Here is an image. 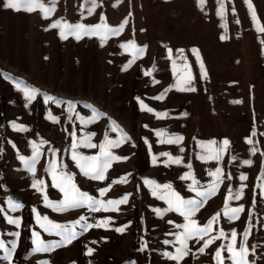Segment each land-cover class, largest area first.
<instances>
[{
  "label": "rangeland",
  "instance_id": "obj_1",
  "mask_svg": "<svg viewBox=\"0 0 264 264\" xmlns=\"http://www.w3.org/2000/svg\"><path fill=\"white\" fill-rule=\"evenodd\" d=\"M5 2L0 0V240L10 250L15 241L16 248L10 261L0 250V264H176L163 253L174 254L179 244L164 241L175 242L170 233L182 231L175 225L185 221L173 211L158 215L155 209L168 206L144 182L170 184L182 198L200 199L189 190L192 178L197 187L206 188L216 181L212 174L218 168L216 191L193 217L200 227L216 217L213 227L199 243L188 241L189 252L180 264H217L218 259L233 264L229 244L234 245L231 255L236 261L241 260L236 250L243 245L247 264H264V32L257 30L245 0H222L223 18L217 14V0H204L202 6L198 0H96L92 14L85 0H58L49 18L39 9L14 11L4 7ZM41 2L51 6L50 0ZM250 3L259 27H264V0ZM57 21L123 28L105 39H62L60 30L52 27ZM130 42L144 49L135 59L134 48L121 47ZM179 50L185 60L178 58ZM185 63L187 68H182ZM189 76L190 85H178V78ZM24 85L37 90L31 103L20 90ZM69 101L74 105L71 112ZM92 109L101 115L84 125L77 117L89 120ZM14 123L27 131L15 130ZM116 126L129 139L111 151L127 159L114 160L104 180H92L71 159L70 133L75 131L77 139L94 134L91 142L99 145L105 135L119 138ZM160 132L165 135L158 136ZM174 136L182 140L166 142ZM32 143L41 152L35 174L19 159L31 158ZM75 151L92 156L99 148L79 146ZM170 157H179L180 163ZM52 162L90 196L104 201L127 196V202L117 211H52L44 206V195L54 202L63 199L46 171ZM189 173L188 179H181ZM123 177L126 182L113 183ZM35 180L44 182L38 186L42 192L33 188ZM104 188L109 190L101 197ZM236 193L237 199H229ZM9 199L23 207L8 210ZM226 208L242 211L229 220ZM32 209L65 225L81 216L88 223L108 218L110 223L89 229L64 247L37 253L33 232H40L46 242L59 238L39 228ZM9 217L19 219L20 226L9 224ZM75 230L81 231L79 226ZM206 240L210 243L201 252ZM85 245L94 250L91 255H85Z\"/></svg>",
  "mask_w": 264,
  "mask_h": 264
},
{
  "label": "snow or ice",
  "instance_id": "obj_2",
  "mask_svg": "<svg viewBox=\"0 0 264 264\" xmlns=\"http://www.w3.org/2000/svg\"><path fill=\"white\" fill-rule=\"evenodd\" d=\"M58 2V0H50L51 6H46L44 3L41 2V0H6L4 7L12 9L14 11H27L31 12L36 9H39L41 13L43 14L44 18H49L52 13L55 11V5ZM85 3L87 5H90L87 8V11L89 14H92V12L95 10V8L98 6L96 3V0H85ZM204 0H198V5H203ZM217 3L220 4V9L218 10V15H221L223 18V4L222 0H217ZM245 3L248 4L249 10L252 15V19L254 24H257V30L260 32H264V27H259L257 18L255 16L254 11L252 10V5L250 3V0H245ZM101 20L103 21L104 18L102 17ZM238 22V21H237ZM126 23V22H125ZM52 27L58 28L60 30V36L62 39H66L68 36H74L76 39H80L83 36H100L101 39H105L108 36L117 35L120 33L121 29L123 28V24L119 28H112L107 26L105 23L97 24L94 26H86L81 23L77 24H70L67 22H61L57 21L55 22ZM121 47H132L135 49L134 59L136 56H139L143 53V48H138L134 45V43H129L128 45H121ZM171 53L172 50L169 49V58L171 59ZM193 53H196V50H193ZM178 58L181 60H185L186 58L183 56V50H179ZM199 59V57H197ZM175 63V61H174ZM182 68H187L186 63L181 65ZM21 82H18V87ZM181 84H191V77L189 76L187 79L178 78V85ZM20 90L23 92L25 99L31 103V101L36 97L37 90L35 88H28L26 85L20 88ZM180 90H189V91H195L194 87H180ZM167 91V90H166ZM163 93L160 97H157L156 99H161L163 97ZM49 100H51L54 103H57V101L54 100V98L49 97ZM68 103V109L69 112L72 111L74 108V105L72 102ZM86 107L91 109V105H86ZM148 111H153L152 109H147ZM93 115L89 120H84L82 117H77L82 121L84 125H87L89 123H93L96 120V117L101 115L100 113L96 112L95 109H92ZM158 116L166 115V114H157ZM54 122L56 120L55 117H52L50 115L49 117ZM71 119V116L69 117ZM114 124V122H113ZM12 127L17 131H27L26 128L23 126H18L15 123L12 125ZM118 134V139H109L107 135L104 137V141L100 143L99 145L93 144L92 137L94 134H86L82 138L77 139L75 131L70 133L72 136V143L70 145L71 149V159L75 162L77 168L82 172L85 176L89 177L92 180H104L105 174L107 170L110 168L112 162L114 160H124L127 159L126 157H117L113 154L111 149L119 147L122 143L127 142L129 137L126 133L123 132L122 129H120L118 126L114 129ZM158 136H164L165 133L160 132L157 133ZM182 140V137L174 136L170 137L166 142L167 143H179ZM161 142H165L164 140H161ZM250 142V141H249ZM44 143L41 141V144ZM215 143V142H209ZM228 141H223V145H227ZM79 146L88 147V148H99V153L97 155H83L79 154L75 151V149ZM32 147V156L30 159H26L24 156H19L20 161L24 164L25 168L35 174V166L41 156V152L39 150V147L35 144H31ZM202 149H207V145H201ZM223 147H221L218 150V153L216 154L215 158L218 160L220 158L219 153L223 152ZM53 154H55V150L53 149ZM183 151V149H181ZM163 155H167L166 153ZM202 159H208L207 156H202ZM155 159V158H154ZM170 161L172 163H180V158H171ZM191 167L190 165L188 166ZM51 174L52 178V186L56 187L60 190V192L63 194V199L60 201H50L46 195H44V206L47 208H51L52 211L62 213L69 210L74 209H83L87 208L90 212H100V211H117L118 205L126 203L127 202V196L123 197L119 200H107L104 201L102 199H97L96 197L90 196L87 192L81 191L80 188L77 187L76 183L73 181V177L70 173L65 172L62 168L58 169L57 164L55 162H52L49 164L48 168L46 169ZM220 169H216V173L212 174L216 176V181L208 185L206 188L204 186L197 187L198 182L192 178L193 183L190 184L189 190L196 192V195L200 199H184L182 198L178 192L172 190V186L170 184L165 185H158L152 180H145V184L148 185L152 189V195L156 196L158 199H162L167 204V209L161 210V209H155L156 213L158 215L163 216L164 212L166 211H173L178 213L180 216L183 217L185 223L183 224H176L175 228L182 229V231L178 233H170L171 235L175 236V242L172 241H164L166 245L168 244H179V247H176L175 253L172 252H164L163 255L173 261L176 262V264H180V261L183 259L184 256H186L189 252L188 248V241L189 240H196L197 243H199L200 240H203L205 236L208 235V233L211 231L213 227V221L216 219V217H213L211 220L207 222V224L203 227H200L197 225V222L193 219L197 211L200 209L201 205L204 203V201L212 195L213 192L216 191L217 186L220 182ZM190 176V173L181 176V179H188ZM116 182H126V177L121 178L119 181H113V183ZM44 182L42 180H35L33 182V188H36L37 191L42 192V186ZM203 189V190H202ZM108 188H104L100 190V196L103 197L106 192L108 191ZM240 194L236 193L235 195H230L229 199H237ZM8 210L15 212L18 209H21L23 205L19 202H15L11 199L7 201ZM4 209H0V212H3ZM34 213H36V220L39 225V228L49 235H54L58 237V240H54L51 242H46L41 238L40 232H33V243L35 244L34 251L37 253L43 252L47 253L50 251L55 250L56 248L64 247L68 244H70L73 240L79 238L80 235H82L84 232L88 231L89 229L93 227H105L107 228L108 224L110 223V218L105 219L103 221H97L96 223H88L87 218L85 216H81L78 220L74 221L72 224H60L56 223L53 220L49 219L47 216H41L39 212L36 211V209H32ZM231 214L227 215V218L229 220H234L238 217V214L242 211L241 208H233L228 210L226 208V213L229 212ZM7 222L9 224L15 225L17 227L20 226L21 221L16 218L9 217L7 219ZM171 223V222H170ZM79 226L80 232H77L75 229ZM118 232H123V228H117L115 229ZM20 233L16 232L15 236L19 237ZM221 236L224 235L223 230H221L220 233ZM233 241L236 239V233H231ZM245 236H247V233H245ZM213 240L216 239V237L212 238ZM92 243H96L95 241H92ZM210 241H205L204 246L200 248V251L203 252L204 247H207ZM16 248V243L13 241L11 245V250L5 246L4 242L0 240V250H3L5 252L4 259L5 260H11L12 254ZM86 252L85 255H91L93 253V249L89 248L87 245H85ZM227 252L230 254L229 259L233 260V264H247V261L245 259L247 255V249L241 245L239 249L236 250V252L240 255L241 260L236 261L234 257L231 255L234 252V245L229 244L226 247ZM221 255L220 251H217L216 256L219 258ZM44 264H47V262H44ZM217 264H220V261L218 259Z\"/></svg>",
  "mask_w": 264,
  "mask_h": 264
}]
</instances>
